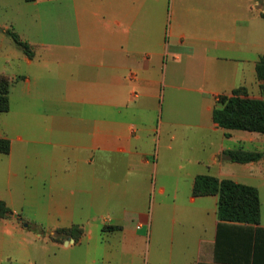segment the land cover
Here are the masks:
<instances>
[{
    "label": "crops",
    "instance_id": "obj_1",
    "mask_svg": "<svg viewBox=\"0 0 264 264\" xmlns=\"http://www.w3.org/2000/svg\"><path fill=\"white\" fill-rule=\"evenodd\" d=\"M254 1L0 0V32H17L33 53L20 49L23 72H0L12 80L10 110L0 112V138L11 141L0 153V199L24 220L0 219V233L25 240L33 230L71 246L100 230L101 263L143 264L137 242L156 190L153 211L173 219L172 231L183 226L171 243L155 233L164 238L154 245L157 264H264V194L250 181L264 182V157L225 155L264 151V134L213 118L218 96L247 86V67L256 76L264 56ZM190 136L184 176L179 143ZM200 174L256 186L260 223L220 221L218 196L193 194ZM73 225L83 229L78 240L52 238Z\"/></svg>",
    "mask_w": 264,
    "mask_h": 264
},
{
    "label": "trees",
    "instance_id": "obj_2",
    "mask_svg": "<svg viewBox=\"0 0 264 264\" xmlns=\"http://www.w3.org/2000/svg\"><path fill=\"white\" fill-rule=\"evenodd\" d=\"M32 1V0H27ZM1 29V27H0ZM8 34L29 57L33 56L31 46L22 40L19 34L11 29ZM260 87L264 90V56L255 66ZM12 80L9 75L0 73V112L10 110V89ZM215 122L227 130H246L264 134V98L249 94L245 85L234 88L230 93L220 94L213 109ZM229 135V133H226ZM11 150V141L0 138V153L7 154ZM225 155L234 162L246 163L259 161L264 151L246 150L244 148L228 149ZM195 196L217 195L218 218L220 221L259 224L261 220V196L259 189L250 184L236 182L231 178L220 179L208 174H200L193 185ZM13 210L0 199V219L13 217ZM20 222L21 215L16 218ZM72 235L78 240L83 229L78 225L59 228L52 238L62 241L65 236Z\"/></svg>",
    "mask_w": 264,
    "mask_h": 264
},
{
    "label": "rangeland",
    "instance_id": "obj_3",
    "mask_svg": "<svg viewBox=\"0 0 264 264\" xmlns=\"http://www.w3.org/2000/svg\"><path fill=\"white\" fill-rule=\"evenodd\" d=\"M167 1L169 2V6L172 5L173 0ZM254 7L256 8V11L260 12L264 17V0H255ZM168 12H170V7ZM170 19H168V23L170 22ZM258 25L259 31L262 30L264 36V18L263 21L258 20ZM12 49H15V53H13ZM20 49L21 48L17 46V44L10 36H5L0 32V72L7 71L11 73L24 71L25 64L20 58V55H23ZM261 49L264 52V40ZM246 70L247 75L245 76V78L243 77V80L247 82L246 87L248 88L249 94L252 96L264 98V90H262V88L260 87V81L257 79V76H255L254 68L247 67ZM191 145V136L186 137L184 141H181L179 143V146H184L182 151L185 160L184 176H186V170L191 167V162H189V159L193 155L192 150L190 149ZM161 149L162 148H160L158 144V152L160 154ZM160 158L161 157L157 159V162ZM172 169H174V173H179V171L175 167ZM161 175V167L159 165L158 169H155L154 171L153 189H155V180H157L158 182ZM260 175H264V169ZM250 181L253 184H255L256 182L259 183L264 194V182L260 183V181H258V178H252L250 179ZM155 195L156 190H153V194L150 198L149 203L150 208L152 207V218L150 220V225L147 228L141 229L139 231V234L143 237L142 240L137 242L138 248L143 247V264H157L154 261L156 257L154 258L153 256L154 245L157 246L158 243L164 242V238L160 236L157 238L156 236V239L154 240L156 232V235L162 234V236L166 232L167 237L165 238V242L167 241L168 243H171V241L173 240V238L171 237V232L173 234L174 232H176L177 234L182 235L183 231V226L181 224L177 225L174 231H172V227L174 226L173 219H170L169 216H165L164 221L162 222L160 215L157 214V211L155 209L153 211V207L155 208L157 201V197H155ZM161 225H165L164 230H162ZM25 234L27 235V238L24 240L20 235H18V233H9L6 235L0 233V258H2V252H4L3 260H1L0 264H49L50 262H53L55 264H103L101 263V259L103 260L105 253L108 252V249H105L102 246L96 247V244H98L97 239L101 235L100 230H95L92 233L94 238L85 240L82 243L72 244L71 246H66V244H64V246H57L51 240L44 242V240L36 238L34 236L35 232L33 230H26ZM42 234L44 237V235L47 234L46 230H43ZM179 238L181 239V237ZM92 258H97L98 261L96 263H92ZM157 261H159L158 258ZM160 264H162V261Z\"/></svg>",
    "mask_w": 264,
    "mask_h": 264
},
{
    "label": "water",
    "instance_id": "obj_4",
    "mask_svg": "<svg viewBox=\"0 0 264 264\" xmlns=\"http://www.w3.org/2000/svg\"><path fill=\"white\" fill-rule=\"evenodd\" d=\"M15 216H17V214H14ZM27 225V224H26Z\"/></svg>",
    "mask_w": 264,
    "mask_h": 264
}]
</instances>
